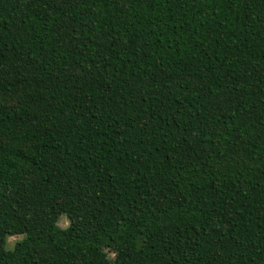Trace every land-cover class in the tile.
<instances>
[{"label": "trees", "instance_id": "16d2710c", "mask_svg": "<svg viewBox=\"0 0 264 264\" xmlns=\"http://www.w3.org/2000/svg\"><path fill=\"white\" fill-rule=\"evenodd\" d=\"M0 264H264V0H0Z\"/></svg>", "mask_w": 264, "mask_h": 264}, {"label": "rangeland", "instance_id": "374dc122", "mask_svg": "<svg viewBox=\"0 0 264 264\" xmlns=\"http://www.w3.org/2000/svg\"><path fill=\"white\" fill-rule=\"evenodd\" d=\"M67 223H68L67 218L66 217H61L60 222H59L60 226L64 227V226L67 225ZM20 239H21V237H19V236H11L8 239V246H7V248L14 246L16 244V242L18 240H20Z\"/></svg>", "mask_w": 264, "mask_h": 264}]
</instances>
